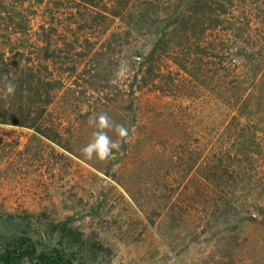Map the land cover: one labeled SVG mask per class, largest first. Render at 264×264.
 <instances>
[{
  "label": "trees",
  "instance_id": "16d2710c",
  "mask_svg": "<svg viewBox=\"0 0 264 264\" xmlns=\"http://www.w3.org/2000/svg\"><path fill=\"white\" fill-rule=\"evenodd\" d=\"M139 34L153 38L150 48L122 56ZM122 59L131 72L114 85ZM5 75L16 86L6 99ZM119 110L146 125L149 159L163 154L154 177L172 224L207 237L223 264H264V20L255 0H0V124L72 152L79 118ZM132 126L115 155L130 146ZM18 250L0 264H15ZM40 260L72 264L59 254Z\"/></svg>",
  "mask_w": 264,
  "mask_h": 264
},
{
  "label": "rangeland",
  "instance_id": "374dc122",
  "mask_svg": "<svg viewBox=\"0 0 264 264\" xmlns=\"http://www.w3.org/2000/svg\"><path fill=\"white\" fill-rule=\"evenodd\" d=\"M255 3L264 20V0ZM152 40L135 35L122 44V56L146 52ZM107 114L127 128L133 124L130 111ZM77 122L70 134L72 152L33 129L0 124V255L19 249L15 264H43L41 255L53 254L72 264L227 261L223 253L212 252L207 237H197L190 225H174L165 216L162 182L154 177L165 160L160 152L149 159L145 124L134 123L130 146L114 155L115 160L101 162L83 157L81 148L96 129L88 119ZM108 135L118 139L114 130Z\"/></svg>",
  "mask_w": 264,
  "mask_h": 264
},
{
  "label": "clouds",
  "instance_id": "9594fccd",
  "mask_svg": "<svg viewBox=\"0 0 264 264\" xmlns=\"http://www.w3.org/2000/svg\"><path fill=\"white\" fill-rule=\"evenodd\" d=\"M138 57H134L133 60H138ZM131 72V65L127 59H122L111 80L112 84H118L128 79ZM3 98H7L9 95L14 94L16 86L10 82L5 75L3 77ZM88 123L96 130L92 133V139L84 147L81 148L83 157L87 160L97 159L101 162L107 161L112 158L116 152H119L121 144L129 138V129L123 124L115 123L107 113H100L99 115L90 116ZM114 130L118 139L113 140L108 131ZM115 150V152H114Z\"/></svg>",
  "mask_w": 264,
  "mask_h": 264
}]
</instances>
